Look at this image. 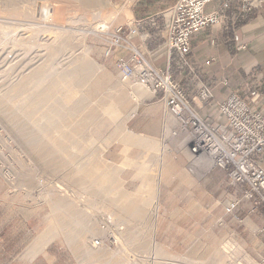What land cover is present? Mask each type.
Segmentation results:
<instances>
[{"label":"rangeland","instance_id":"obj_1","mask_svg":"<svg viewBox=\"0 0 264 264\" xmlns=\"http://www.w3.org/2000/svg\"><path fill=\"white\" fill-rule=\"evenodd\" d=\"M248 1L257 6L259 0ZM136 2L0 0V196L6 191L16 195V206L36 205L38 220L59 230L69 210L79 211L87 223L89 215L111 216L124 226L119 253L101 248L103 259L111 264H129V251L179 257L192 264H253L256 260L240 245H235V259L229 261L221 248L225 241L203 260L173 253L157 242L156 225L160 215L168 214L162 210L160 191L175 187V163L180 159L185 170V158L163 152L160 137L154 140L160 154L175 162L163 180L158 160L146 159L134 162L133 181L124 183L120 167L102 156L110 137L108 103L100 100L97 90L99 80L107 78L90 54V44L101 35L108 37L117 16L130 17ZM43 10H48V17ZM253 81L245 82L244 90L262 93ZM208 107L213 106L202 110ZM2 169L8 171L7 179ZM207 174L193 177L201 180ZM136 210L142 219L131 212ZM91 222L94 232L97 224L95 219ZM30 238L22 233V242Z\"/></svg>","mask_w":264,"mask_h":264},{"label":"crops","instance_id":"obj_2","mask_svg":"<svg viewBox=\"0 0 264 264\" xmlns=\"http://www.w3.org/2000/svg\"><path fill=\"white\" fill-rule=\"evenodd\" d=\"M176 2L137 0L131 5L130 17L119 15V20L117 16L110 24V31L125 26L128 41L155 68H169L189 94L202 81L213 88L216 99L221 101L232 92L246 95L243 85L254 80L262 91L255 107L264 110V0L248 10H241L242 0L234 1L224 24L192 35L191 53L187 64L181 66L175 53L165 47L168 14L164 10ZM101 36L91 42L90 54L107 78L105 82L99 80L97 90L100 100L108 103L106 127L110 137L102 156L120 167L124 183L133 181L134 162L146 159L158 160L163 180L174 160L160 154V147L154 143L160 137L165 117L159 100L161 92L123 81L114 61L119 56L129 59L132 52L114 49L112 55L104 56L105 37ZM235 36L245 45L244 49H237ZM222 80L227 84L223 85ZM200 113L205 118H220L214 106ZM183 162V159L174 162L178 178L175 187L168 190L161 185V189H166L160 191L164 204L161 207L168 214L160 215L156 225L157 242L173 253L203 260L223 241L232 238L253 260L264 259V236L260 232L264 206L258 205L251 212L246 201L238 212L241 221L233 219L224 207L227 201L240 196V189L230 185L219 169L198 180L183 169ZM169 198L174 200L167 201ZM16 202L14 193L4 191L0 196V264H111L103 259L102 249H95L90 243L91 237L99 234L98 227L94 232L91 227L95 214L88 216L87 223L85 218L81 221L79 211L69 210L59 230L58 226L50 227L38 220L36 205L16 206ZM22 233L31 238L22 242Z\"/></svg>","mask_w":264,"mask_h":264},{"label":"built area","instance_id":"obj_3","mask_svg":"<svg viewBox=\"0 0 264 264\" xmlns=\"http://www.w3.org/2000/svg\"><path fill=\"white\" fill-rule=\"evenodd\" d=\"M234 1L177 0L166 10L165 47L175 53L179 66L187 64L192 35L207 27L224 24ZM246 5L253 6L248 0H242L241 9H248ZM125 30L121 25L106 32L108 37L103 54L108 57L114 49L131 51L129 59L119 56L114 61L119 77L155 93L161 92L159 100L165 112L160 135L163 152L182 155L186 172L195 177L213 169L223 171L228 183L240 189V196L227 201L224 207L225 213L233 219L241 221L238 212L246 201L251 212L258 205L264 206V110L255 107L260 98L258 89H251L246 95L232 92L220 101L209 84L200 83L189 95L169 68L158 69L147 61L128 41ZM244 48L245 45L238 42L237 49ZM221 83L226 85L227 81ZM206 106H214L220 118L203 117L200 111ZM2 172L5 178L9 176L7 170L2 169ZM95 222L99 234L91 237V246L119 253V247L124 243V226L106 214L96 215ZM260 232L264 236V215ZM235 245L239 244L229 238L221 246L229 261L235 259ZM127 257L129 264H192L183 258H163L152 252L129 251ZM241 258L243 261L244 257ZM263 260L253 264H261Z\"/></svg>","mask_w":264,"mask_h":264},{"label":"bare ground","instance_id":"obj_4","mask_svg":"<svg viewBox=\"0 0 264 264\" xmlns=\"http://www.w3.org/2000/svg\"><path fill=\"white\" fill-rule=\"evenodd\" d=\"M42 14H43V16H44L45 18L49 16V12H48V10H43V11H42ZM49 22H50V21H49ZM44 27H45V26H44ZM105 27H106V26H105ZM101 28H102V27H101ZM103 28H104V26H103ZM103 28H102V29H103ZM55 89H56V88H55ZM55 89H54V90H55ZM67 94H68V93H67ZM68 97H70V96H68ZM68 97H66L65 99L67 100ZM62 103H63V102H62ZM58 104H59V103H58ZM62 105H64V104H62ZM53 108H54V107H53ZM52 112H54L55 115H56L57 113H59L56 109H54V110L52 109ZM88 113H89V112H88ZM45 147H46V146H45ZM42 150H43V149H42ZM46 151L48 152V150H46ZM46 151H44L43 154H45ZM47 152H46V153H47ZM37 154H38V153H37ZM40 158H41V157H40ZM47 158H48V157H47ZM108 163H109V162H108ZM76 172H78V171H76ZM77 174H78V173H77ZM141 186H142V185H141ZM137 188H138V187H137ZM137 188H136V189H137ZM139 190H140V189H139ZM136 196H137V195H136ZM131 212L134 213V214H136L137 217H139V218H141V219L143 218V214H142L141 211L136 210V211H131ZM152 228H153V225H152ZM151 240H152V239H151ZM230 246H231V245H230ZM234 248H235V246H234ZM226 255H227V254H226ZM227 257H228V256H227Z\"/></svg>","mask_w":264,"mask_h":264}]
</instances>
